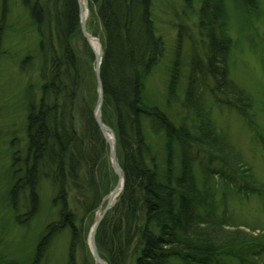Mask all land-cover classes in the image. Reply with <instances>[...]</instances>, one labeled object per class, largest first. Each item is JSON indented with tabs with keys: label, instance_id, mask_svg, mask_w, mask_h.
I'll use <instances>...</instances> for the list:
<instances>
[{
	"label": "trees",
	"instance_id": "obj_1",
	"mask_svg": "<svg viewBox=\"0 0 264 264\" xmlns=\"http://www.w3.org/2000/svg\"><path fill=\"white\" fill-rule=\"evenodd\" d=\"M151 1L88 0L95 9L102 35V122L114 131L118 160L124 173L122 193L96 232L98 253L106 264H213L221 256H230L239 264L250 263L243 253L251 242L249 235L228 229L224 217H217L212 207L200 202L193 175V156L184 148L193 144L212 153H225L229 149L227 145L222 146L201 111L199 72L202 70L213 81V94L231 97L242 115L246 116L245 111L250 109L249 98L228 80L230 40L224 33L227 23L224 0H202L198 12L197 28L205 40L202 45L204 63L193 56L182 102L184 109L197 112L201 121L195 135L185 128H175L156 107L143 103L144 80L164 51L162 40L154 33ZM239 1L242 7L256 8L255 0ZM29 3H32L30 13L36 25L45 22L51 28L54 23L60 54L49 40L44 44L47 51L42 59L40 103L29 102L27 155L23 166L18 165L21 169L13 173L14 177L19 176L10 195L14 198L18 188H27L34 200L41 170L47 169L51 173H45V177L52 176L58 186L54 201L61 196L66 207L67 177L75 183L79 171L84 169L88 187L95 190L94 176L108 165L105 145L93 119L94 61L92 57L87 62L78 58L71 46V38L80 35L77 0H47L44 6L38 0ZM179 65L176 59L170 73L171 101L176 100L173 94ZM144 117L149 119L154 132H164V173L158 169L145 142ZM174 144L181 147L179 174L173 162ZM112 181L115 182L116 177L111 171L106 184ZM104 194L92 199L91 205L94 202L95 208L98 207ZM64 209L59 223L49 226L48 235L70 227L67 264H75L73 249L80 233ZM47 238L40 240L35 257L45 250ZM253 253L256 255V251ZM82 264H92V259Z\"/></svg>",
	"mask_w": 264,
	"mask_h": 264
},
{
	"label": "rangeland",
	"instance_id": "obj_2",
	"mask_svg": "<svg viewBox=\"0 0 264 264\" xmlns=\"http://www.w3.org/2000/svg\"><path fill=\"white\" fill-rule=\"evenodd\" d=\"M30 1L33 0H0V264H67L72 236L70 227L57 229L48 235L49 226L59 223L60 212L65 207L61 196L54 201L58 186L53 183L52 176L44 175H48L50 170H41L34 200H31L27 188H18L14 198L10 195L19 176L14 177L13 173L21 169L18 165L21 163L23 166L27 155L29 102L40 103L42 59L47 48L44 44L49 40L53 49L60 54L54 23L51 28L45 22L36 25L30 13ZM38 1L44 6L47 0ZM85 1L88 9L86 31L101 44L102 35L95 9L88 0ZM201 2L151 1L154 33L162 40L164 51L144 80L142 94L145 106L156 107L175 128H185L192 135H195L201 121L197 112L184 109L182 102L193 56H198L204 63L202 45L205 40L197 28ZM255 7H242L239 0H224L227 19L224 33L230 40L228 80L236 90L249 98V111H245L246 116L242 115L233 109L231 97L213 94V81L202 70L199 72L201 111L209 119L222 146L227 145L229 149L225 153H212L193 144L184 145V148L193 156V175L200 202L212 207L217 217H224L228 229L249 235L251 242L243 251L250 262L247 264H264V0H255ZM40 45L43 47L40 48ZM71 46L78 58L87 62L92 57L94 61L90 42L87 43L81 33L71 38ZM176 59L180 64L179 76L173 94L176 100L171 101L168 88ZM101 123L105 125L102 122V109ZM142 128L150 155L164 173V132H154L149 119L145 117L142 118ZM98 131L105 145L108 165L94 176L92 186L95 185V190L88 187L84 169L79 171L75 183L68 177L66 180L64 211L71 215L73 226L80 233L73 249L75 264L87 263L92 259L87 237L95 219L102 214L98 212L99 207L95 208L94 202L91 205L92 199L98 194L108 196L116 183L112 181L106 184L112 171L109 147L99 128ZM180 149L179 144H174L173 162L178 174ZM115 153L119 162L116 147ZM45 236L47 246L40 256L35 257L36 247ZM213 264L239 263L230 256H221Z\"/></svg>",
	"mask_w": 264,
	"mask_h": 264
},
{
	"label": "water",
	"instance_id": "obj_3",
	"mask_svg": "<svg viewBox=\"0 0 264 264\" xmlns=\"http://www.w3.org/2000/svg\"><path fill=\"white\" fill-rule=\"evenodd\" d=\"M78 13H79V28H80V32L82 34L83 39L89 43L90 42V36L88 35L85 25H86V15L84 14L82 5H81V1L78 0ZM93 50V49H92ZM94 60H95V67H94V73H95V77H96V83H97V102H96V107H95V112H94V119L96 122V125L98 126L100 132L103 134V137L109 147V161L112 167V170L114 171L115 175L117 176V184L116 187L113 189V191L106 197V206L103 210V213L101 214V216L95 221V223L93 224L90 233H89V248L91 251V255L93 257V260L95 262V264H105L102 259L99 257L97 249H96V245H95V235H96V231H97V227L99 225V223L101 222L102 218L104 217V215L108 212V210L111 208L112 206V200L114 198V196L117 194L118 192V186L120 184V180H122V184L124 182L123 180V173H122V169L120 168L118 162H117V158H116V153H115V140L110 142L108 140V134H111L114 137V134L112 132V130H110L108 127L104 126L101 123V107H102V103H103V86L101 83V79H100V63H101V57L98 56L96 53H94Z\"/></svg>",
	"mask_w": 264,
	"mask_h": 264
},
{
	"label": "bare ground",
	"instance_id": "obj_4",
	"mask_svg": "<svg viewBox=\"0 0 264 264\" xmlns=\"http://www.w3.org/2000/svg\"><path fill=\"white\" fill-rule=\"evenodd\" d=\"M81 1H82V6L85 10L86 15H88V9H86V6H85L86 1L85 0H81ZM90 45H91L93 51L99 56L101 54V45H100L99 41L96 38H91L90 39ZM108 140H110V142H112V137L110 136V134H108ZM120 188H121V180H120V184L118 186L117 194L119 193ZM115 198L116 197H114V199Z\"/></svg>",
	"mask_w": 264,
	"mask_h": 264
}]
</instances>
